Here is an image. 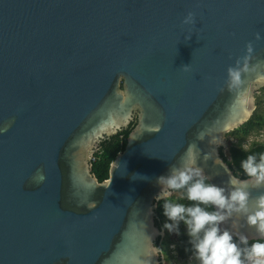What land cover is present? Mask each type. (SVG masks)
I'll list each match as a JSON object with an SVG mask.
<instances>
[{
	"label": "water",
	"instance_id": "water-1",
	"mask_svg": "<svg viewBox=\"0 0 264 264\" xmlns=\"http://www.w3.org/2000/svg\"><path fill=\"white\" fill-rule=\"evenodd\" d=\"M260 88L264 0H0V264H162L158 178L191 148L210 183L247 180L221 150ZM133 122L101 181L92 157Z\"/></svg>",
	"mask_w": 264,
	"mask_h": 264
},
{
	"label": "clouds",
	"instance_id": "clouds-1",
	"mask_svg": "<svg viewBox=\"0 0 264 264\" xmlns=\"http://www.w3.org/2000/svg\"><path fill=\"white\" fill-rule=\"evenodd\" d=\"M182 23L195 24V13L188 12ZM190 39L191 35L185 37L186 41ZM260 39L262 36L257 32L256 40ZM253 52L254 45L250 41L247 54L239 58L235 66L228 68L230 88L241 85L242 75L249 71ZM182 69L187 72L190 65ZM240 99L241 103H251L254 110V99ZM209 158L208 155L204 157L205 161ZM240 167L247 180L231 178L227 187L217 186L210 183L204 169L197 166L196 155L190 148L179 166L172 167L169 175L158 178L157 182L163 187L156 199L164 201V215L170 221L163 228L179 234L181 222L186 225L193 258L198 264H264V192L253 200L250 191V188L264 189V153L247 155ZM33 179L39 183L46 176L38 170ZM174 193H183L181 199L190 203L173 199ZM240 218L248 227L254 228L261 239L250 243L249 237L238 230ZM229 221H232L231 228L224 227ZM153 251L158 252L159 249Z\"/></svg>",
	"mask_w": 264,
	"mask_h": 264
},
{
	"label": "trees",
	"instance_id": "trees-1",
	"mask_svg": "<svg viewBox=\"0 0 264 264\" xmlns=\"http://www.w3.org/2000/svg\"><path fill=\"white\" fill-rule=\"evenodd\" d=\"M259 106L260 101L257 100V107ZM134 125L135 124L132 123L127 129L119 131L117 134L109 138H105L102 141L100 148L95 152L92 159L93 172L101 181L109 177L111 162L114 160V158L120 151L124 150L127 143V138ZM262 128H264V114H261L259 110L256 109L253 116L246 123H244L239 128L230 131L228 133V136L233 135L236 138L244 140L254 131L260 130ZM244 149L245 148L241 145L230 144L228 150L226 148H223L221 150L224 159L234 170L235 174L241 178H247L246 174L243 172V169L240 167L241 162L246 159L247 155L249 154L264 153V143L254 142L250 145V148L246 150ZM182 195L183 193H174L173 199L181 203L189 204L190 202L186 199H181ZM163 203V200L159 201L157 203L158 206L156 208V220L157 224L161 228H163V225L166 222H170L164 215ZM168 234H170V232ZM173 234L175 236V240L172 243V251L176 252V257L186 260L190 255H193L192 245L189 242L190 237L187 234L186 225L181 222L179 234L174 232ZM162 240L161 238H159L157 243L161 244ZM255 240H249V242L252 243ZM162 264L164 263L162 262Z\"/></svg>",
	"mask_w": 264,
	"mask_h": 264
},
{
	"label": "rangeland",
	"instance_id": "rangeland-1",
	"mask_svg": "<svg viewBox=\"0 0 264 264\" xmlns=\"http://www.w3.org/2000/svg\"><path fill=\"white\" fill-rule=\"evenodd\" d=\"M255 96L257 100L260 101V106L256 109L259 110L261 114H264V88H260L255 92ZM228 136V135H227ZM254 142L264 143V128L260 130L254 131L252 134L247 136L244 140L240 138H236L233 135L228 136V143L226 149L228 150L230 144L241 145L245 149L250 148V145ZM166 234L161 238H163L161 245L162 248V259L164 264H195V259L192 257H188L186 260L180 259L176 257V252L172 251V243L175 240V236L173 233L168 234L169 232L165 229ZM168 260V262H167ZM197 262V261H196ZM198 263V262H197Z\"/></svg>",
	"mask_w": 264,
	"mask_h": 264
},
{
	"label": "built area",
	"instance_id": "built-area-1",
	"mask_svg": "<svg viewBox=\"0 0 264 264\" xmlns=\"http://www.w3.org/2000/svg\"><path fill=\"white\" fill-rule=\"evenodd\" d=\"M92 159H93V157H92ZM193 255H190L189 257H192ZM195 262V264H198L197 262H196V260L194 261Z\"/></svg>",
	"mask_w": 264,
	"mask_h": 264
},
{
	"label": "flooded vegetation",
	"instance_id": "flooded-vegetation-1",
	"mask_svg": "<svg viewBox=\"0 0 264 264\" xmlns=\"http://www.w3.org/2000/svg\"><path fill=\"white\" fill-rule=\"evenodd\" d=\"M133 124H135V122H133ZM106 138H109V137H106Z\"/></svg>",
	"mask_w": 264,
	"mask_h": 264
}]
</instances>
